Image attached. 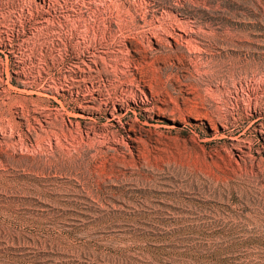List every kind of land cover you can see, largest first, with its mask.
<instances>
[{
	"label": "rangeland",
	"instance_id": "374dc122",
	"mask_svg": "<svg viewBox=\"0 0 264 264\" xmlns=\"http://www.w3.org/2000/svg\"><path fill=\"white\" fill-rule=\"evenodd\" d=\"M0 264H264V0H0Z\"/></svg>",
	"mask_w": 264,
	"mask_h": 264
}]
</instances>
